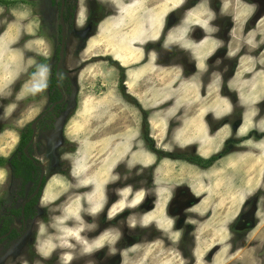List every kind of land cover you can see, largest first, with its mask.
Instances as JSON below:
<instances>
[{
	"label": "rangeland",
	"instance_id": "1",
	"mask_svg": "<svg viewBox=\"0 0 264 264\" xmlns=\"http://www.w3.org/2000/svg\"><path fill=\"white\" fill-rule=\"evenodd\" d=\"M6 1L0 156L39 121L31 156L47 183L38 217L15 218L25 231L0 244V264H264V68L231 84L209 77L203 37L219 0ZM62 4L66 16L73 7L65 40ZM218 24L225 34L228 19ZM63 42L73 93L54 115L45 84ZM224 65L229 75L235 61ZM163 153L221 157L201 169ZM20 185L0 168V225L26 201Z\"/></svg>",
	"mask_w": 264,
	"mask_h": 264
},
{
	"label": "trees",
	"instance_id": "2",
	"mask_svg": "<svg viewBox=\"0 0 264 264\" xmlns=\"http://www.w3.org/2000/svg\"><path fill=\"white\" fill-rule=\"evenodd\" d=\"M55 1V0H53ZM67 2L70 0H66ZM25 2V1H24ZM62 1L59 2V4ZM0 3L4 5H11L15 2L6 1V0H0ZM68 7V15H65V20L68 21V18L72 15L73 7ZM97 10H92L90 14V22L93 23L95 26H97L100 22V19L97 18L96 13ZM61 48V47H60ZM60 48H58L56 57L57 59L60 57ZM45 62V61H44ZM116 63V61H114ZM118 64V63H116ZM43 64H40L36 66L32 71L30 72L31 75L36 73ZM123 80H121V83ZM121 88L124 91L123 93L126 95L125 86L121 84ZM45 89L47 91V95L49 97V100L52 104V106L58 102H60L64 96V93H73V85L70 83L68 78L64 76L62 71L60 72V77L58 79L57 77V65L53 67L51 75L49 79L47 80L45 84ZM129 95H126V97ZM133 102L134 99L132 97H129ZM69 103L65 101L64 103L58 104L55 107L54 115H58L60 111L67 108ZM145 139H147V142H150L148 132L145 131ZM34 130L32 129V124L28 125L24 128V130L20 134V141L18 144L17 149L15 150L14 154L9 157H2L0 156V168L9 167L11 170V175L14 180H18L21 182L20 185V192L19 197L21 199L27 200L26 198V188L29 183L34 182V191L37 188V185L39 184V176L41 175V169L38 165V161L34 158H31V152L33 150L32 145L29 146V143L31 142L33 138ZM29 153V155H28ZM164 156H168L169 158H175V159H183L187 162L196 164L202 168H209L217 159L218 157H213L210 159H203L200 157H196L194 155L190 154H176V153H170V154H164ZM31 156V157H30ZM42 188L35 198H33L30 202L27 203L25 208L23 209V205L20 207L13 206L6 210L5 213L2 214L1 218V225H0V237L8 235L7 239L0 240V244H2L5 240L12 241L16 240L20 237L21 233L13 228L15 225V218L25 219L26 221L35 219L40 211L37 208V205L39 203L40 196L46 186V179L42 178ZM32 189L31 195L34 193ZM30 196V195H29Z\"/></svg>",
	"mask_w": 264,
	"mask_h": 264
},
{
	"label": "flooded vegetation",
	"instance_id": "3",
	"mask_svg": "<svg viewBox=\"0 0 264 264\" xmlns=\"http://www.w3.org/2000/svg\"><path fill=\"white\" fill-rule=\"evenodd\" d=\"M236 2H237L236 0H219L220 6H219L218 10L216 11L215 17L211 21V26H210L211 32L214 33V38L216 40H218V42H220V44L215 47V52L212 55H210L209 58L207 59V69L209 70L208 72H210L209 77L213 79L215 77L221 76L224 83L226 80L227 84H231L237 77H241V78L243 77L242 82L245 80H248V79H253V78H255L256 74L258 75L257 72L262 71V68H264V37H263L264 32L261 31L262 28L260 27V23L264 19V12L259 14V7L257 6V4L253 3V1L239 0L238 2L245 5L244 6L245 9L243 11H247L248 14H250L249 15L250 17H248V18H246V20H244L245 18L239 16V18H241L240 24L242 25V29H243V36L240 38H237V39H233L231 33L235 29V24L238 23L237 21H235L238 18L237 11H238V9H242V8H240L239 4L237 5ZM227 3L231 4L232 15L227 14L224 11V7H225L224 4H227ZM89 18H90V15H89ZM220 19L221 20L222 19H228V21H229V28L225 34L221 33L222 27L218 24V21H220ZM213 28H215V30ZM255 31H258V32H255ZM205 38H206V32H205V36L203 37V39H205ZM214 38H211V39L214 40ZM249 46H252L253 48H250ZM224 49H225V54L222 57L217 59L219 52H221ZM214 59H216L215 60L216 62L213 63L214 66L212 67L210 65V63ZM229 59L230 60L234 59L235 68L231 74L227 75L228 71L225 68L224 61L229 60ZM253 62H255V63L253 64ZM243 65H246V67L244 69H241L244 67ZM59 104H61V103H59ZM188 154L194 155L196 157H200L203 159H210V158H204L201 155L196 154V153H188ZM219 156L221 157V155H219ZM219 156H216V157L219 158ZM31 158H34V157H31ZM211 158H213V157H211ZM191 164H193V163H191ZM213 164L210 167H212ZM193 165H195L201 169H209L210 168V167L209 168H202L196 164H193ZM37 187H38V185H37ZM39 193H38V195H39ZM29 197H28V199H29ZM27 200L25 202H27ZM22 221H24V223L27 222L25 219H23ZM13 228L17 229L15 226H13ZM17 230L21 233V231H23V230L25 231V228H23L22 230H20V229H17ZM7 237L4 239H7ZM20 237H21V235H20ZM1 240H3V239H1ZM193 241L195 243V239H193ZM185 242H186V239H185V241L183 240V244H185ZM187 243H189V240ZM179 248H180L179 249L180 253H182L184 255V257L192 259V251H190V249H187L186 246L182 247L181 245H179Z\"/></svg>",
	"mask_w": 264,
	"mask_h": 264
},
{
	"label": "crops",
	"instance_id": "4",
	"mask_svg": "<svg viewBox=\"0 0 264 264\" xmlns=\"http://www.w3.org/2000/svg\"><path fill=\"white\" fill-rule=\"evenodd\" d=\"M236 1H237L236 2L237 5L239 4L240 8H242V9H238V11H237L238 18L235 21H237L238 23L235 24V29L231 33L233 39H237V38H240V37L243 36L242 25L240 24L241 18H239V16L245 18L244 20H246V18L250 17L249 16L250 14H248L247 11H243L245 9V7H244L245 5L240 3V2H238L239 0H236ZM224 5H225V7H224L225 13L232 15V13H231V9H232L231 4L227 3V4H224ZM260 27L261 28L264 27V19L261 21ZM255 32H258V31H255ZM211 38H214V33L210 32L207 29L206 30V38L204 39V44L207 46L206 50H205L207 59L209 58L210 55H212L215 52V47L220 44V42H218V40H216L215 38H214V40H212ZM254 63L255 62H253V64ZM236 79L239 80V77H237Z\"/></svg>",
	"mask_w": 264,
	"mask_h": 264
},
{
	"label": "water",
	"instance_id": "5",
	"mask_svg": "<svg viewBox=\"0 0 264 264\" xmlns=\"http://www.w3.org/2000/svg\"><path fill=\"white\" fill-rule=\"evenodd\" d=\"M65 12H66V7H64V5L62 4V5H61V16H60V21H61V26H62V36H63V40H65V38H66V36H67V32H68V31H67V23H66V20H65ZM65 57H66V43L63 42V44L61 45V48H60V62H59V64H58V66H57V77H58V79H59V77H60V72H61L62 67H63V65H64V62H65ZM64 101H65V96H63V99H62L59 103H62V102H64ZM59 103H56V104L50 109V111H52V110L55 108V106H57V104H59ZM39 120H40V119H39ZM38 122H39V121H36V122H34V123L32 124V129L34 130V133H33V138H32V140H31V142L29 143V146H31V145L33 144V142L35 141V136H36V133H37V124H38ZM42 169L44 170V167H43V166H42ZM42 176H44V174H43ZM42 176H41L40 179H39V184H38V187H37L36 191L34 192L33 195H31V196L29 197V199L27 200V202L24 203V205H23V209L25 208L26 204H27L28 202H30V201H31L35 196H37L38 193L40 192L41 187H42V184H43V182H42V178H43V177H42ZM7 236H8V235H5V236L1 237L0 240L6 238Z\"/></svg>",
	"mask_w": 264,
	"mask_h": 264
},
{
	"label": "bare ground",
	"instance_id": "6",
	"mask_svg": "<svg viewBox=\"0 0 264 264\" xmlns=\"http://www.w3.org/2000/svg\"><path fill=\"white\" fill-rule=\"evenodd\" d=\"M65 58H66V57H65ZM100 179H101V178H100ZM92 231H93V230H92ZM90 232H91V231H90ZM90 234H91V233H90ZM90 234H89V235H90Z\"/></svg>",
	"mask_w": 264,
	"mask_h": 264
}]
</instances>
